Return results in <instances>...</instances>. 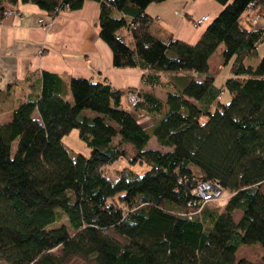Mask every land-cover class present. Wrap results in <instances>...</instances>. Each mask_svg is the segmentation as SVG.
<instances>
[{"label":"trees","instance_id":"obj_1","mask_svg":"<svg viewBox=\"0 0 264 264\" xmlns=\"http://www.w3.org/2000/svg\"><path fill=\"white\" fill-rule=\"evenodd\" d=\"M20 1L52 20L85 0ZM91 1L112 66L139 67L149 90L40 72L33 96L0 122V264H252L235 256L251 244L264 262V53L245 61L264 39L252 25L264 0H214L221 8L194 43L145 12L161 0ZM16 2L0 0V18ZM134 91L136 105L123 106ZM73 129L87 155L64 147ZM124 157L146 170L125 166L110 179L104 167ZM202 181L228 192L221 207L195 196Z\"/></svg>","mask_w":264,"mask_h":264},{"label":"crops","instance_id":"obj_2","mask_svg":"<svg viewBox=\"0 0 264 264\" xmlns=\"http://www.w3.org/2000/svg\"><path fill=\"white\" fill-rule=\"evenodd\" d=\"M5 7L11 14L0 18V120L7 119L13 107L33 96L39 74L44 70L57 73L64 80L68 77H83L93 81L105 79L119 90L133 86L149 90L139 81L143 72L139 67L112 66L111 52L97 36L99 7L96 2L85 0L78 10H63L42 27L36 20L41 17L44 19L45 15L33 3L17 0L13 5L6 3ZM220 8L221 5L214 0H161L150 2L145 12L156 18L173 39L194 43L208 23L194 27L191 21L205 14L212 20ZM252 25L256 28L264 26V11ZM126 39L131 43L128 34ZM262 44L264 39L257 46L254 56L245 59L246 62L250 63L249 59H252L254 64L258 60L264 53V47L259 52ZM219 61V58H211L213 65ZM151 91L160 99L165 98L166 91L158 87ZM136 118L143 127L151 124L145 114L139 113ZM73 131L77 135L73 129L61 138L67 151L64 142L70 144L68 137L71 134L75 136ZM149 141H152L151 148H159L154 138ZM87 152L73 151L74 154L83 155H87Z\"/></svg>","mask_w":264,"mask_h":264},{"label":"rangeland","instance_id":"obj_3","mask_svg":"<svg viewBox=\"0 0 264 264\" xmlns=\"http://www.w3.org/2000/svg\"><path fill=\"white\" fill-rule=\"evenodd\" d=\"M99 40H100V42H102V44H105L101 39H99ZM127 43H129L128 40H127ZM263 47H264V44H262L259 47V52L262 50ZM214 56H215V58H219V55L217 53H215ZM261 56H259V58ZM249 62L253 63L254 61L252 59L251 60L249 59ZM220 67H221L220 70L214 75V78H215L214 85L216 87H219L222 84V82L229 75V63L223 64ZM158 93L161 94V92H158ZM226 98H227V92L223 90V92H221V99L220 100L225 102L227 100ZM121 101H122L121 104H123V106L129 108L128 107L129 104H127V94L122 95ZM35 116H37V114H35ZM202 119H204V117ZM4 120H6V118L1 119L0 121L2 122ZM73 133L75 134V136H73L71 134L68 137V140H70L69 141L70 144L68 143V141L64 142L65 146L68 148V151L70 152L71 155L74 154L73 151L74 152H76V151L85 152L86 148L84 147L83 141H81L77 138V135L74 131H73ZM151 142L152 141H149L148 147L151 146V144H152ZM125 166L130 167L134 170H136V169L138 170V168H139L141 172L146 170V166L140 167V165H137V164L136 165L130 164L129 160L126 159V157H124V158H119L113 164H110V165H107L106 167H104L103 171L105 172V174L110 179H114V173H113L114 169L125 168ZM227 194H228V192L224 191L223 199H218V200L207 202V205L209 204L210 206H213L215 204L216 206L221 207L225 203V199H226ZM236 252H237L236 253V259L237 260H239V258H243L252 264H264V262L261 260V255H262L261 248L257 244H251L249 246L240 245ZM67 264H95V263L92 260H88L86 258L84 259L80 256H74L73 258L69 259Z\"/></svg>","mask_w":264,"mask_h":264},{"label":"built area","instance_id":"obj_4","mask_svg":"<svg viewBox=\"0 0 264 264\" xmlns=\"http://www.w3.org/2000/svg\"><path fill=\"white\" fill-rule=\"evenodd\" d=\"M251 6V3L248 4V7ZM8 14H11V11L6 10L3 11V16H6ZM254 20L256 18H253ZM37 23L40 27L45 26L47 23H49L51 20L49 18H38ZM209 21V16L207 14L205 15H200L198 17H195L192 21L191 24L195 26H201L204 25L206 22ZM127 99H128V104H130V107L133 108L135 103L138 101V93L136 91L132 93L127 94ZM194 194L195 196L201 201V203H207L210 201L218 200V199H223V194L224 191L222 187L219 186V184L215 181L213 182H208V181H202L198 182L194 186Z\"/></svg>","mask_w":264,"mask_h":264}]
</instances>
